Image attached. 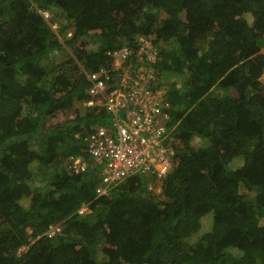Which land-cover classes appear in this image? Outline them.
<instances>
[{
	"label": "trees",
	"instance_id": "trees-1",
	"mask_svg": "<svg viewBox=\"0 0 264 264\" xmlns=\"http://www.w3.org/2000/svg\"><path fill=\"white\" fill-rule=\"evenodd\" d=\"M142 36L174 164L159 193L138 174L99 196L101 164L54 165L92 163L111 117L84 105L87 73ZM263 49L264 0H0V264H264Z\"/></svg>",
	"mask_w": 264,
	"mask_h": 264
},
{
	"label": "built area",
	"instance_id": "built-area-1",
	"mask_svg": "<svg viewBox=\"0 0 264 264\" xmlns=\"http://www.w3.org/2000/svg\"><path fill=\"white\" fill-rule=\"evenodd\" d=\"M42 13L46 19L51 17L49 11ZM143 44L139 49L113 51L106 66L87 73L91 86L84 105L102 108L111 122L85 136L84 150L92 163L80 154L68 157L66 164L75 171L101 164L97 195H106L138 174L150 176L152 185L162 183L174 164L176 142L168 125L171 103L157 79L155 47L151 43L146 49Z\"/></svg>",
	"mask_w": 264,
	"mask_h": 264
},
{
	"label": "rangeland",
	"instance_id": "rangeland-1",
	"mask_svg": "<svg viewBox=\"0 0 264 264\" xmlns=\"http://www.w3.org/2000/svg\"><path fill=\"white\" fill-rule=\"evenodd\" d=\"M143 40H145V42H144V44H143V47H146V49H150L152 46H151V42H150V40H148V39H146V38H143ZM169 44V43H168ZM146 49H144L143 51H145V52H150V51H148V50H146ZM263 52H264V49L262 50ZM56 54V52H54V54L53 55H55ZM52 55V56H53ZM57 55V54H56ZM261 81L264 83V74L261 76ZM193 145L195 146V147H199V146H201L202 145V142H201V140L199 139V138H195V139H193ZM66 162L65 163H62V161H60V162H58L57 164H55L54 165V168L56 169V170H58V171H64L65 170V168H66ZM47 167V165L46 164H39L38 162H35L34 164H33V168H34V170L36 171V175H37V183H38V185L39 186H42L43 185V181L41 180V178L38 176L39 175V171H43V170H45V168ZM69 170V169H68ZM153 188H155V190L159 193V192H161L162 191V183H155L154 185H153ZM247 194H248V197L249 198H251V199H254V197L256 196L255 194H256V192H251V191H248L247 192ZM83 213L84 214H87V213H91L92 211L87 207V206H85L83 209ZM204 224H205V226L204 227H206V226H208V225H210V222L209 221H204ZM193 241H195V238H191V240H190V242H193ZM24 249V248H23Z\"/></svg>",
	"mask_w": 264,
	"mask_h": 264
},
{
	"label": "clouds",
	"instance_id": "clouds-1",
	"mask_svg": "<svg viewBox=\"0 0 264 264\" xmlns=\"http://www.w3.org/2000/svg\"><path fill=\"white\" fill-rule=\"evenodd\" d=\"M142 38H146V39H148V40H150L151 41V43L153 44L154 42H153V37H147V36H142ZM155 62H157V59L155 60ZM154 66H155V64H154ZM156 73H158V71H157V68H156ZM157 79H158V82H159V84H161L162 86H164L165 87V89H167V96H168V89H169V85H168V83L170 82H163V81H161L160 80V78L158 77V75H157ZM86 106V105H85ZM87 107V106H86ZM87 108H92V107H87ZM93 108H97L98 110H102V108H99V107H93ZM169 122H170V120H169ZM101 125H104V124H101ZM169 128H170V126H169ZM171 129V128H170ZM100 196V195H99ZM84 208V207H83ZM82 208V209H83ZM80 210V212L81 213H83V210Z\"/></svg>",
	"mask_w": 264,
	"mask_h": 264
}]
</instances>
